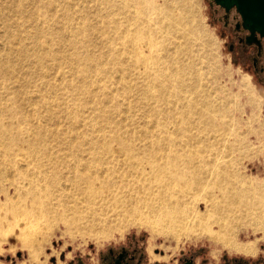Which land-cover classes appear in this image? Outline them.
I'll return each mask as SVG.
<instances>
[{
	"label": "bare ground",
	"instance_id": "bare-ground-1",
	"mask_svg": "<svg viewBox=\"0 0 264 264\" xmlns=\"http://www.w3.org/2000/svg\"><path fill=\"white\" fill-rule=\"evenodd\" d=\"M180 3L188 6L66 0L58 3L62 17L47 7L37 17L22 16L19 33L24 21L38 27L51 20V27L36 29L40 48L20 49L15 62L33 57L43 74H60L50 92H64L47 101L34 91L20 101L12 86L20 81L17 66L8 55V63L0 60L7 78L0 84V241L3 228L13 226L21 241L41 245L60 222L70 233L102 238L99 216L113 211L120 228L137 221L158 234L204 235L229 251L254 253L253 242L237 237L250 227L264 239V182L245 173L247 141L232 132L195 76L192 49L180 43L189 35ZM61 22L71 26L54 24ZM99 75L114 80L121 100L100 85L91 92ZM62 98L83 103L90 120L87 112L72 115L74 103L60 104ZM115 110L128 118L112 120Z\"/></svg>",
	"mask_w": 264,
	"mask_h": 264
},
{
	"label": "rangeland",
	"instance_id": "rangeland-1",
	"mask_svg": "<svg viewBox=\"0 0 264 264\" xmlns=\"http://www.w3.org/2000/svg\"><path fill=\"white\" fill-rule=\"evenodd\" d=\"M38 1L36 7L34 4L31 5V0H24L23 13H19L16 11L19 5L18 0H0V60L2 62L8 63V60L5 59L6 55L9 56L12 63L15 62V57L18 56L20 49H24L26 54L28 52L36 53L37 49L40 48V43L35 39L36 29L43 31V29L48 30L51 27V20H49L51 16H45L41 19L49 20L48 24L50 25H45L47 23L43 22L41 26L37 27L34 26L33 22L24 21L25 31L22 30L19 33L17 25L20 24L17 23H21L20 19L23 15L28 16L31 13L37 17V14H40L37 11L55 9L58 10L57 15L63 16L61 15L62 12L59 11L58 3L62 4L66 0ZM156 1L159 2V0ZM187 4L188 6H181L180 3V12L186 17L189 35L187 40L186 37L181 36L180 43L192 49V65L198 74L195 73V76H199L200 85L207 96V100L225 114L224 119L230 123L229 125L234 130L232 132L237 133L247 141L246 147L252 157L244 163L245 173L264 182V88L252 74L249 65H242L229 52L230 39H228V33L212 16L208 7V0H187ZM43 7H47L46 10L42 9ZM5 19L9 20L8 23ZM54 24L60 25L62 29L71 26L65 22ZM54 24L52 25L54 26ZM64 43V41L61 42L63 50ZM65 46L67 47V45ZM9 48L14 54L10 53ZM12 65L17 66L16 73L19 74L20 81L12 86H15L16 95L20 101L26 100L29 94L33 97V94L36 93L45 99L47 95L46 100L52 101L53 97L64 92L62 88L50 92V86L59 83L60 74L55 71L43 74L41 67L35 65L33 57L24 60L20 58V61ZM94 73V70L88 71L87 80ZM83 76L84 74L80 78ZM116 77L118 76L114 75V78ZM6 79L3 74H0V84L7 83ZM99 85L100 87L103 86L104 92L111 89L109 91L110 97H118L120 100L123 98V95L118 92L117 86L114 85V80L107 82L103 75L97 76L95 83L90 87L91 92L96 93L98 91L96 88ZM97 95L99 99H102L98 93ZM57 101L60 104L73 102V107L77 113L72 115L80 117L82 113L87 112V109L84 108L85 105L74 101V99L62 98V100ZM66 108L68 107L66 106ZM105 108L111 110L109 101L105 104ZM83 115L88 121L90 120V113L87 112ZM110 115L111 119L115 121L128 118L127 113L118 114L117 110L111 111ZM95 116H98V113L93 114V123ZM99 126L100 123L98 124L97 120V129ZM106 127V122L102 123L104 132ZM5 186L6 184H4ZM3 200L4 197L0 194V203ZM203 209V204H200V210L203 211ZM99 220L103 221L102 226L99 227L107 234L105 237L97 238L88 234L70 233L67 226L60 222L52 227L41 245L34 246L21 241L18 238L16 228L5 226L1 232L0 264H101L108 248L120 249L122 247L143 251L150 260L152 257L162 260H175L192 252L199 254L198 261L207 259L210 264L227 262L235 258L264 260V239H261L263 234L261 231L253 232L250 227L241 229L237 237L238 242L254 243V253L246 254L229 251L204 235H180L177 237L170 234H158L153 232L147 224L137 221H131L126 227L120 228L119 215L113 211H107L104 214V219L99 216ZM45 228L46 225L42 228L43 234L46 232ZM157 251L162 253V258L156 254Z\"/></svg>",
	"mask_w": 264,
	"mask_h": 264
},
{
	"label": "flooded vegetation",
	"instance_id": "flooded-vegetation-1",
	"mask_svg": "<svg viewBox=\"0 0 264 264\" xmlns=\"http://www.w3.org/2000/svg\"><path fill=\"white\" fill-rule=\"evenodd\" d=\"M208 7L222 29L228 33V39H230L229 52L242 65H249L252 74L264 88V36L261 37L258 33H254L250 44H247L246 39L250 36V33L243 28L241 17L235 6L226 11L224 7L217 5L214 0H208ZM156 254L161 258L163 257L161 252L157 251ZM197 258H199V254L192 252L175 260H162L155 257L150 260L143 251L122 247L120 249L108 248L101 264H210L207 259L198 261ZM218 264H264V260L235 258Z\"/></svg>",
	"mask_w": 264,
	"mask_h": 264
},
{
	"label": "water",
	"instance_id": "water-1",
	"mask_svg": "<svg viewBox=\"0 0 264 264\" xmlns=\"http://www.w3.org/2000/svg\"><path fill=\"white\" fill-rule=\"evenodd\" d=\"M217 5L226 11L235 6L241 17L243 28L249 31L246 43L250 44L252 35L258 33L264 36V0H214Z\"/></svg>",
	"mask_w": 264,
	"mask_h": 264
}]
</instances>
